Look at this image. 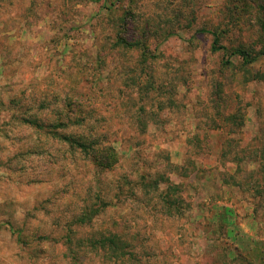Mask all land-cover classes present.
Returning <instances> with one entry per match:
<instances>
[{"label":"rangeland","instance_id":"obj_1","mask_svg":"<svg viewBox=\"0 0 264 264\" xmlns=\"http://www.w3.org/2000/svg\"><path fill=\"white\" fill-rule=\"evenodd\" d=\"M237 4L0 0V233L19 259L264 264V35ZM112 234L120 256L97 244Z\"/></svg>","mask_w":264,"mask_h":264},{"label":"trees","instance_id":"obj_2","mask_svg":"<svg viewBox=\"0 0 264 264\" xmlns=\"http://www.w3.org/2000/svg\"><path fill=\"white\" fill-rule=\"evenodd\" d=\"M240 4H237L236 7L240 10V11H244V8L248 7L250 4L253 5L256 3L257 8L254 6L253 8L255 10H259V12L257 13V18H255V20H251L249 23V25H258V27L260 28L261 32L264 35V0H239ZM238 3V2H237ZM254 10V13H255ZM202 30L204 31H208L211 32L213 35V40H212V44H211V49L212 50H218V49H223L224 52H226V48L219 43V34L216 30H209L206 28H202ZM124 44H127L124 40H123ZM255 53V52H254ZM259 54L264 53V44L262 46V48H259V50L256 52ZM229 55H238L242 58V61L244 63H248L250 61H252L254 58L256 57L257 54H251V51H249V49L245 48V47H241V48H235L231 51H229L228 53ZM227 55V54H226ZM225 62H229V58H226L224 60ZM34 125L37 127V124L34 123ZM59 125H61L59 123ZM72 142H75L78 146H80L81 148H84L86 150V147L88 144H86L85 142H80L79 140H72ZM95 210H92L91 212H82L80 218H79V222H83L86 221L87 218L91 217V214L94 212ZM104 241H107L108 244H110L111 247H113V249L117 250V254L118 256L121 255V250L120 248L117 246L116 244V236L114 234L104 238H99L98 243L100 246L104 245Z\"/></svg>","mask_w":264,"mask_h":264},{"label":"clouds","instance_id":"obj_3","mask_svg":"<svg viewBox=\"0 0 264 264\" xmlns=\"http://www.w3.org/2000/svg\"><path fill=\"white\" fill-rule=\"evenodd\" d=\"M2 78H0V83H2ZM3 200L0 199V204ZM23 210H17V217L22 216ZM18 254L23 256L21 249L15 245L11 238H6L2 233H0V264H25V262L18 258Z\"/></svg>","mask_w":264,"mask_h":264}]
</instances>
